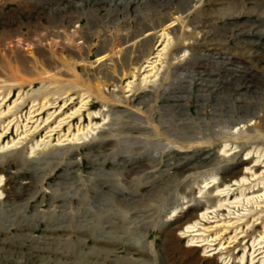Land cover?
I'll use <instances>...</instances> for the list:
<instances>
[{
  "label": "rangeland",
  "instance_id": "374dc122",
  "mask_svg": "<svg viewBox=\"0 0 264 264\" xmlns=\"http://www.w3.org/2000/svg\"><path fill=\"white\" fill-rule=\"evenodd\" d=\"M263 195L264 0H0V264H264Z\"/></svg>",
  "mask_w": 264,
  "mask_h": 264
},
{
  "label": "bare ground",
  "instance_id": "6f19581e",
  "mask_svg": "<svg viewBox=\"0 0 264 264\" xmlns=\"http://www.w3.org/2000/svg\"><path fill=\"white\" fill-rule=\"evenodd\" d=\"M43 107H45V106H43ZM238 174V173H237ZM237 174H235V175H237ZM236 177V176H235ZM247 181H249V180H247V178L246 177H244V179H242L241 180V183H242V186L240 187L241 188V191H242V196H246V194H245V192H246V190L247 189H249V187L250 186H248V184H246L247 183ZM238 182V183H237ZM236 183L237 184H239L240 185V182L239 181H237ZM263 184V183H262ZM239 187V186H238ZM219 192V191H218ZM220 193V192H219ZM252 193H254V192H252ZM213 198H215V197H220V194H217V195H215V196H212ZM247 198V201L249 202V203H251V202H253V204L255 205V206H257L259 209H261L260 207H264V206H262V205H264V200H262V199H264V195H263V197H246ZM261 200V202H257V200ZM240 200V199H239ZM263 211V210H262Z\"/></svg>",
  "mask_w": 264,
  "mask_h": 264
}]
</instances>
